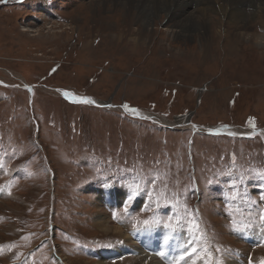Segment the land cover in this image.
I'll return each mask as SVG.
<instances>
[{"label":"rangeland","instance_id":"374dc122","mask_svg":"<svg viewBox=\"0 0 264 264\" xmlns=\"http://www.w3.org/2000/svg\"><path fill=\"white\" fill-rule=\"evenodd\" d=\"M169 8L168 0L0 3V264H94L110 250L117 255L106 264H155L144 236L184 233L170 235L176 257L193 218L204 234L197 246L206 240L223 264L264 258V46L255 36L264 27L219 24L228 20L219 9L209 12L218 26H183L175 36ZM217 126L240 131L204 130ZM137 173L159 176L165 198L179 193L178 202L145 209L141 194L129 216L126 200L102 204L103 191H128ZM98 203L121 232L98 226ZM154 215L179 224L137 230L133 216ZM233 219L253 226L233 231ZM246 231L263 241L249 244Z\"/></svg>","mask_w":264,"mask_h":264},{"label":"bare ground","instance_id":"6f19581e","mask_svg":"<svg viewBox=\"0 0 264 264\" xmlns=\"http://www.w3.org/2000/svg\"><path fill=\"white\" fill-rule=\"evenodd\" d=\"M131 1L132 0H129V2ZM168 1L170 3V8L167 10L166 13L174 17L176 20V22L174 23V27L172 29L173 31L172 33L175 36H180L182 34L183 26H218L214 22L209 21L210 20L209 12H214L219 9L225 10V12L223 13V18L228 19V20H224L223 22L219 24L224 23L227 26H243L245 29L247 28V26H254L256 24L264 27V0H227L228 4L225 6L219 5L223 0H172V1L168 0ZM246 5L250 6L251 9H249V11L251 10V13L249 11H246L245 9ZM199 16H201L202 19L199 20L198 19ZM183 20L187 22L188 25H184ZM255 36H256V41H257L256 44L263 47L264 46L263 45L264 33H262L261 35L259 34L256 35L255 33ZM187 124H188L187 122H184V124L182 125H187ZM182 125H179V126H182ZM237 130L240 131L239 129H235V128L225 129V131H228V132H236ZM127 192H128L127 190L122 191L121 193H116L115 190L112 192L103 191L101 195L102 197L101 200L103 201L102 204H104L105 206H108V205L122 203L126 200ZM98 206H99V211L96 214V217L99 220L97 221L98 226L102 230L107 231V232H110V230H114L115 233L121 232L120 231L121 227H117L118 225L116 226L115 224H112V222L109 220V215L107 216V213L105 211L106 209L105 210L100 209L99 203H98ZM183 234L184 233L177 232V231L172 232V231H163V230H159V231L150 230V233L144 236L143 238L144 240L143 250L146 254H154V259L155 260L158 259L155 261V264H170V262L174 258V255H172L171 252L175 250V246H174L175 244L171 241L170 235L174 237V236H183ZM245 236L248 237L250 241L249 244H252V243L256 244L257 242H259L258 238L262 239L261 237L252 235L247 231L245 233ZM191 237H189L188 239L177 241L176 248H177L178 254L184 250V248L186 247V242ZM139 244L140 246H142L141 245L142 242H140ZM154 246L156 248L155 250L151 252H147L145 250V248L147 247L150 249L151 247H154ZM162 250L165 251L166 253L164 257H161L158 255V253ZM247 251L248 250H245V252ZM136 252H138V250H136ZM105 255H107L105 258L101 257L103 260L96 261L94 264H106L107 262L106 260H108L109 257H111L112 255L115 256L117 254L114 250H110ZM237 257H238L237 259H242L243 257L241 261H244V259H247V262L245 261V263L249 264V255L245 257V255L243 254H238ZM149 259L152 262H154V259H151V258ZM193 259H195L193 256L191 258H187L182 262V264H192ZM142 261H143L142 264H146L147 262L144 259H142ZM198 262L199 260L197 261V263ZM229 264H232V262H230ZM233 264H235V262H233Z\"/></svg>","mask_w":264,"mask_h":264},{"label":"snow or ice","instance_id":"6c2138e0","mask_svg":"<svg viewBox=\"0 0 264 264\" xmlns=\"http://www.w3.org/2000/svg\"><path fill=\"white\" fill-rule=\"evenodd\" d=\"M3 0H0L2 3ZM2 83V82H0ZM65 96L70 95V93L65 92ZM81 102L83 103H95L94 100L91 98H82ZM124 108L128 109L129 106L127 104L123 105ZM133 114H138L137 109H129ZM147 118V117H146ZM262 178H264V173H261ZM160 179L159 176H156L149 180V177L146 175H140L137 173L133 177V183L127 185L128 192L126 195V201L124 202V214L125 216L130 215L129 205L134 201V199L141 194H146L149 203L145 205V209H151L152 205L155 204L156 208L163 207L165 205H170L173 203V200H177L178 202V195L179 193H172V198L168 199L165 198V191L161 190L158 185L157 181ZM138 181V182H136ZM151 185V187H149ZM235 186V185H234ZM164 189H167V185L164 186ZM264 199V198H262ZM252 203H256L253 201ZM115 215V214H114ZM250 215V214H249ZM132 219L135 221L137 226V230H150L155 225L163 224L169 229H175L178 224L179 220H177V224L172 223V217L169 216L167 220L163 218H157L155 215L150 219L140 220L138 217L133 216ZM259 220L264 222V210H261L259 214ZM253 224L251 222L237 224L236 220H232V228L233 231H244L248 228H251ZM188 227L190 232L192 233V237L186 242V247L183 251H181L176 257L172 259L170 264H182V262L187 259L191 258L194 254L200 253V255H196L195 259L192 260V264H197L198 260H203V264H223L222 259H216L213 255V251L208 247L207 241L204 240V246L198 247L197 244L204 238L203 231L200 229L199 223L193 218L188 222ZM264 227V224H262ZM200 233V235H197ZM233 250L228 249L226 252L222 253V255H227L231 253ZM216 253H221V248L217 246L215 248ZM159 256L164 257L166 255L165 251H160L158 253ZM249 264H264V258H261L258 262H254L251 257H249Z\"/></svg>","mask_w":264,"mask_h":264},{"label":"flooded vegetation","instance_id":"af4514ba","mask_svg":"<svg viewBox=\"0 0 264 264\" xmlns=\"http://www.w3.org/2000/svg\"><path fill=\"white\" fill-rule=\"evenodd\" d=\"M32 86L36 88V85H32ZM106 108H107V107H106ZM129 116H131V115H129ZM132 118H133V119H136L137 116H132ZM183 119L186 120V118H183ZM138 120H140V119H138Z\"/></svg>","mask_w":264,"mask_h":264},{"label":"crops","instance_id":"0c3cea01","mask_svg":"<svg viewBox=\"0 0 264 264\" xmlns=\"http://www.w3.org/2000/svg\"><path fill=\"white\" fill-rule=\"evenodd\" d=\"M135 108V107H134ZM122 109H123V107H122ZM126 109V108H125ZM123 111V110H122ZM124 112V111H123ZM125 113H127L128 115H131V116H136V115H132L131 113H129V112H126L125 111Z\"/></svg>","mask_w":264,"mask_h":264},{"label":"water","instance_id":"95a60500","mask_svg":"<svg viewBox=\"0 0 264 264\" xmlns=\"http://www.w3.org/2000/svg\"><path fill=\"white\" fill-rule=\"evenodd\" d=\"M29 86H32V85H29ZM58 90L60 91V89H58ZM58 90H57V91H58ZM104 103H108V102H104ZM105 105H107V104H105ZM109 105H111V104H109ZM112 105H113V104H112ZM115 106H116V105H115Z\"/></svg>","mask_w":264,"mask_h":264}]
</instances>
